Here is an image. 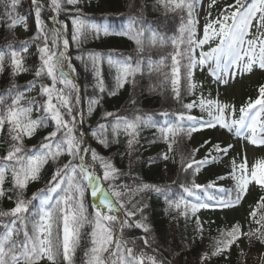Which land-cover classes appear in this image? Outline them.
Wrapping results in <instances>:
<instances>
[{
  "label": "snow or ice",
  "instance_id": "6c2138e0",
  "mask_svg": "<svg viewBox=\"0 0 264 264\" xmlns=\"http://www.w3.org/2000/svg\"><path fill=\"white\" fill-rule=\"evenodd\" d=\"M18 3L19 0H10L9 7L14 10ZM79 3L80 0H51L50 9L57 15L51 17L53 27L49 36V33L45 31L44 21L41 19L43 5L40 0H32L39 33L33 39L39 40L43 37V46L37 45L40 53V66L35 71V79L29 81L24 86L23 91L19 90L18 86L13 85L7 93L0 94V130H3L7 125L8 136L11 141L6 155L0 157V162H3L0 163V196L5 194L2 185L5 183L7 172H11L13 190L17 191L15 207L9 212H0V216L13 217L11 226L5 224V231L0 233V264H37L43 256L55 264L56 258L61 254V249L65 264H74L73 254L79 243L80 227L85 222H90L83 204L86 190H90L91 196L97 198L99 204L93 205L94 227L90 233L91 247L85 252L84 264H145V254L141 252L137 255L134 248L127 247L129 242L125 241L121 235H117L125 227L135 226L141 228L145 233L149 231L145 224L133 220L136 212L140 209L136 205H132V210H128L127 205L122 202L124 194L122 190L128 189V186L114 184L121 173L110 161L99 156L95 149L87 146L85 133L79 130L80 125L83 124V118L81 113L77 111L81 97L79 87L74 79L76 69L68 54L70 41L64 36L67 25L58 19V15L63 13L71 19V41L76 43L77 47L86 39V29L90 28L97 34L101 30L104 34H109L107 28L101 29L82 18L78 7ZM158 3L170 11L187 8L188 20L187 23H184L183 17L181 18L179 37H165L150 27L134 29L132 25L135 21L131 19L128 29L118 34L133 40L137 46V53L163 46L169 40L171 41L176 49L175 53L171 55V84L174 98L178 101L182 99L181 63L178 57L187 60V63L182 67L185 70L188 92H191L195 87L192 83L193 69L198 66L203 68L209 61L215 62V67L209 69L210 75L214 78L218 77L220 73L225 76L231 74L234 77L238 72H250L256 66L264 70V32L260 31L264 29V0H251V2L235 0L234 5L227 6V8L233 9L230 13L225 12L220 19L209 21L204 25L202 38L196 37V22L191 15L192 4H186L185 0H158ZM214 4L215 0H212V5ZM7 15L11 19L10 27H15L24 20V17L13 19L10 13ZM229 20L231 23H228ZM254 22L259 34L246 40L245 37L249 34ZM216 25L219 27L217 28ZM146 33L148 34L146 35ZM217 38L219 43L207 52L201 51L197 59L195 50ZM49 39H51V47L49 46ZM180 44L186 45L183 51L179 48ZM23 51H27V42ZM85 56L91 60L93 75L97 81L96 87L100 92H104L105 87L100 68L104 56L94 52H81L75 59L85 63ZM105 56L109 66L116 70L117 89L122 88L128 82L129 77L134 78L137 73H140L142 64L146 63L148 70L152 71L154 63H164L163 57L159 62H153L150 57L133 60L131 56H121V58L115 59L112 53L105 54ZM4 62L5 53L0 51V72L4 71ZM10 63L13 76L27 71L23 66L20 53L16 51L11 53ZM85 67H87L86 63ZM230 69L232 70L231 73ZM45 76L51 81L50 84L43 83ZM165 78L168 79L167 76ZM38 83L40 85V99L36 97L27 98L25 92L31 91ZM13 91H15L14 95ZM7 97H11V103H6ZM25 100L26 104L22 103ZM98 102L97 99L88 100L89 114ZM196 107H199L201 111L208 110V115L211 117L202 122L203 126L215 127L219 125L230 130L235 126L237 136L241 135V129L247 128L251 130L252 135L244 138L254 145H264V139H258L256 136L257 123L261 115L264 114V86L259 88L257 99L250 101L245 107H241L239 119H233L230 122L225 119V109L230 106L223 105L218 100L201 97L198 101L183 104V108L187 110ZM213 108L218 114H213ZM257 108L259 110L251 116V122L246 124L250 110ZM34 109L40 113L36 118L32 117ZM78 116L81 117L79 120L77 119ZM108 117H114V120L108 124L98 123L97 127L91 130V135L97 139L98 143L107 147L109 141L105 133L109 128L113 137L123 132L129 137L128 147L130 149L136 142L139 125L141 123L147 124L151 120V117L142 119L140 116L135 117L134 120H129L115 113L106 112L104 118L107 119ZM178 119L196 120L195 117L185 116L183 113L178 116ZM49 121L54 125L53 130L45 135L38 145L26 150L23 146L24 137H31L39 128L48 127ZM260 126L264 128V122H261ZM160 131L164 134L165 139H167L168 133L175 134L172 126L161 128ZM230 147L231 145L221 147L218 144L213 146L215 151L224 154H227ZM64 154L72 159L62 166H57L47 181L46 187L34 193L31 200L23 199V190L27 188L30 182L39 179L44 165L49 160L57 161ZM87 154L91 155L93 162H100V167L103 169L102 176H98L95 171L90 170L94 167V163H86L85 155ZM76 160H79V163H75ZM206 163H208L207 159L199 162L197 167ZM191 166V164L188 165L189 168ZM236 171H239L241 175L236 176ZM230 175L237 182L236 200H221L219 201L221 206H233L238 203L246 194L251 182H255L264 189V160L257 161L251 166L250 175L246 162L237 165L233 161V172ZM103 182H109L108 189L111 192L101 186ZM148 187L149 185H143L137 191H142ZM192 187L199 189L202 186L194 184ZM212 187V183L203 186L205 192ZM183 190L190 196L196 195L192 188L184 187ZM155 191L159 192L160 189L156 188ZM219 191L228 190L219 189ZM208 198L212 199L211 196ZM33 200H39V205L30 211L29 205L32 204ZM181 203L185 202L183 200L177 202L176 207L179 208ZM208 206L207 203H198L191 205V208L195 212L199 208ZM257 208L264 209V197L260 198ZM121 210H123L122 216L118 215ZM250 216L255 220L257 212H251ZM17 221H19V227H16ZM255 222L260 227L244 233V235L250 239L255 236L260 239L261 243H264V214L260 215L259 220H255ZM29 224L31 230H29ZM54 231L56 232L55 242L53 239ZM21 232H23V240L13 239L14 234L19 236ZM239 235V225L233 226L227 233V237L230 239L218 241L217 247L211 252V255L216 256L226 251L239 238ZM145 244H148L146 238ZM205 255L207 256V254ZM147 260L150 264H157V260L153 256H148Z\"/></svg>",
  "mask_w": 264,
  "mask_h": 264
},
{
  "label": "trees",
  "instance_id": "16d2710c",
  "mask_svg": "<svg viewBox=\"0 0 264 264\" xmlns=\"http://www.w3.org/2000/svg\"><path fill=\"white\" fill-rule=\"evenodd\" d=\"M109 1L117 2L120 8L118 16L105 15L103 12L104 3ZM247 2H249L247 0ZM43 5L41 9V19L44 21L45 31L51 34L53 23L51 17L57 15L51 11V0H40ZM185 3L192 4V19L196 11V0H185ZM235 3V2H234ZM10 0H0V51L5 53L4 71L0 72V94L8 92L13 85L18 86L19 90L23 91L24 86L35 79V71L40 66V53L37 45L43 46V37L39 40H34V37L39 35L36 20L35 8L32 5V0H19L15 9L9 7ZM215 4L212 5V10L215 9ZM67 7V6H66ZM80 8L82 18L89 21L90 24H95L103 29V24L106 23L109 34H104L101 30L97 34L92 29H86V39L77 47L76 43L71 41V19L65 14L58 15V19L64 21L67 25L65 38L69 39L70 47L68 54L70 55L71 63L76 69L75 83L79 87V94L82 103H88L89 99H97L99 102L94 106L91 112L93 123L84 126L83 129L96 128L98 123H106L114 120V117L104 118L106 112H112L119 116L126 117L129 120H134L135 117L140 116L142 119L151 117V120L145 124L141 123L137 129L138 135L136 142L132 148L128 147L129 137L121 132L118 136L113 137L111 130L105 133L109 143L107 147L98 143L93 136L91 140V148L95 149L99 156L110 161L115 168L119 170L121 175L114 181L115 185H127L128 189H123L122 202L132 210V205H136L140 211L136 212L134 221H140L145 224L149 231L145 233L141 228L125 227L121 235L125 241H128L127 247L134 248L137 255L141 252L145 254V264H150L147 260L148 256H153L157 260V264H201L202 257L207 258V264H241L240 243L238 240L232 243L231 246L219 255L212 256L211 252L217 247L218 241L226 240V227L235 226L230 222H225L219 215L221 205L219 201H228L237 196L236 184L228 191H219L220 181L217 178L218 166L213 159H207L208 163L200 164L195 161L193 154V143L191 134L195 131H204L212 129V127L203 126L202 122L209 120L208 110L201 111L199 107L193 108L194 117L196 120H179L178 116L183 113L185 115L186 109L183 104L198 101L199 98L204 97L212 99L210 95L204 93L201 89V83H198L197 94L192 96V91H187V81L185 79V70L182 65L187 63L186 59L178 57L181 63V91L182 99L179 101L174 98L171 84V55L175 53L176 49L169 40L163 46H157L146 50L143 53H137L136 44L127 36L118 33L128 29L129 20L135 21L132 25L134 29L148 28L155 30L157 33L165 36L179 37L180 26L183 22L187 23L188 10L187 8L176 11L166 10L158 0H80L78 5ZM18 19L24 17L26 27L27 39L22 41L18 37L20 23L15 27H10L11 19ZM231 23V20L228 21ZM148 33H146L147 35ZM109 35H117L124 40H128L132 45L131 48L120 47L118 49H105L104 44ZM27 42V51H23L24 45ZM49 46L51 47V39H49ZM186 47L180 44L181 51ZM16 51L22 57L23 66L27 71L20 72L13 76L11 70V53ZM94 52L104 56L100 63L101 74L104 82L105 91L100 92L96 87V79L92 71L91 60L85 56V63L75 59L79 54ZM112 53L113 58L119 59L121 56H131L133 60L150 57L153 62H159L164 58L163 64L154 63L152 71L148 70L147 64H142V71L137 73L135 77H129L128 82L122 88H116L115 76L116 70L110 67L107 63L105 54ZM168 77L166 79L165 77ZM43 83L50 84L51 81L45 76ZM258 88L264 86V78H258ZM115 94H111V93ZM15 91H13V95ZM259 95V92H258ZM257 95V97H258ZM27 98H32L30 91L25 92ZM251 93L243 94L242 104L244 107L250 102L257 99ZM40 99L39 96L36 97ZM6 103H11V97L6 98ZM26 104V100L22 101ZM239 106L235 107V111ZM214 110V108L212 109ZM79 112V110L77 109ZM214 114V111H212ZM40 113H32V117L36 118ZM261 122H264V114L259 118V133L264 135V128H261ZM172 126L175 131L177 150L173 152L170 159V174L172 181H167V173L165 172L163 161L151 155L156 154L164 144V134L160 131L161 128ZM54 125L49 121L48 127L39 128L31 137H24L23 146L27 149H32L34 145H38L42 138L52 131ZM195 129V130H193ZM81 130V127H79ZM78 134V133H77ZM36 142L34 144L33 142ZM115 141V142H113ZM11 141L8 136V128L5 125L3 130H0V157L6 155ZM33 154V153H29ZM86 160V159H85ZM233 161L238 165L241 162H246L240 156L231 158L230 164ZM201 162V161H200ZM3 163V162H0ZM86 163H94V168H97L98 174L102 176L103 170L100 168V162H93L91 155L89 161ZM64 164L61 157L57 161L49 160L47 164L41 169L40 177L36 181L28 184L27 188L23 190L22 198L31 200L34 193L40 189H44L47 181L50 179L52 173L57 166ZM192 166L189 168L188 165ZM96 170V169H95ZM100 171V172H99ZM200 175L201 188H193L195 175ZM241 173L238 171V176ZM38 183L42 187L38 189ZM109 182H103L105 189H108ZM209 183L213 187L204 191L203 186ZM143 185H149L148 188L142 191H137ZM184 187L192 188L196 195H188L184 192ZM5 194L0 196V212H9L15 207L17 202V191L13 190L11 172L6 173L5 183L2 185ZM160 189L159 192L155 189ZM111 192L110 189H108ZM233 194V195H232ZM211 196L212 199L208 197ZM261 195L259 197L260 201ZM115 200V198H112ZM183 200L179 208L176 203ZM258 201V202H259ZM198 203H207L206 208H199L193 212L191 205ZM83 204L86 205V216L88 221L80 227L79 243L73 254L74 264H84L85 252L91 247L90 233L94 227L93 214L91 207H88L86 196L83 197ZM39 205V200H33L29 205V210L32 211ZM252 212L251 205L248 207V213ZM123 215V210L119 213ZM11 216H0V233L5 231L4 225L11 226ZM203 221V222H202ZM17 221L16 227H19ZM202 226L204 228V237L202 236ZM29 230L31 225L29 224ZM250 229V228H248ZM246 231L249 232V230ZM56 232H53V239L55 242ZM145 238L148 244H145ZM13 239L23 240V232ZM134 242V243H132ZM61 254L56 258L55 264H65ZM207 254V256L205 255ZM107 255V254H105ZM115 259V257H113ZM37 264H44V256L37 262ZM49 264H53L49 261ZM264 264V262H263Z\"/></svg>",
  "mask_w": 264,
  "mask_h": 264
},
{
  "label": "rangeland",
  "instance_id": "374dc122",
  "mask_svg": "<svg viewBox=\"0 0 264 264\" xmlns=\"http://www.w3.org/2000/svg\"><path fill=\"white\" fill-rule=\"evenodd\" d=\"M251 2V0H248ZM235 0H217V4L215 9L212 10V0H196V11L194 14L195 31L196 37L202 38L204 25L209 21H215L221 18L222 14L225 12L230 13L233 9L227 8L228 5H234ZM120 8L117 2L109 1V3H104L103 12L105 15H114L118 16L120 14ZM170 11V10H169ZM24 21L21 22L18 37L20 40L24 41L27 39L26 35V27ZM107 24H103V28H107ZM218 28L219 26L216 25ZM260 31L264 32V29ZM259 33L257 32V28L255 26V22L253 26L249 30V34L245 37V39H252ZM219 43V39L210 40L207 44H205L202 48H197L195 50V55L197 59L199 58L200 52H207L210 48L215 47ZM104 44L105 49H118L120 47L131 48L132 45L128 40H124L122 37L117 35H109L106 38ZM62 46V41H61ZM215 67L214 61H209L203 68L199 66L193 69V77L192 83L195 87L192 90V96H196L198 90V83H201V89L205 94L210 95L213 100H218L223 105L230 106L225 109V119L226 121H231L233 119H239L240 117V109L244 107L242 104L243 94L251 93L254 98L257 97L259 88L257 85L258 78H264V70L260 69L258 66L254 67L252 71H240L234 77L229 74L225 76L223 73L216 78L210 75L209 69ZM230 69V73H231ZM224 81V82H221ZM60 86V85H58ZM62 87V86H60ZM39 83L33 88L30 92L33 97L39 96ZM236 106H239L237 112L234 110ZM79 112L83 118V124L80 125L81 131L85 133V140L87 142V146L91 147V130L83 129L84 126L91 125L93 123V119L90 117L91 113H88V103H80L78 107ZM256 110H250V115L248 120H246V124L251 122V116L255 115ZM193 110H187L185 112V116L194 117ZM214 114H218L216 109L214 108ZM35 109L33 113H35ZM81 117L78 116L79 120ZM259 122L257 123V131L256 136L258 139H264V135L260 136L259 133ZM251 130L245 128L241 129V135L237 136L235 132V126L233 129L222 128L219 125L212 127V129L204 130V131H195L191 134V140L193 143V154L196 162L204 161L205 159H213L216 161L218 166L217 178L220 181V189L230 190L236 184V181L231 178V173L233 172V164L229 163L231 158H237L242 156L246 164L248 166V173L250 175L251 166L257 161L264 160V145L252 144L248 142V140L244 137L251 136ZM36 144V142H33ZM176 138L173 133L167 134V139L164 138V144L159 149V151L155 154L154 152L151 155H155L163 161V165L165 168V172L167 173V181H172V176L170 174V159L173 152H176L177 145ZM220 145L221 147H226L231 145L227 154L223 152H217L214 150L213 146ZM166 157V158H165ZM64 164L67 163L70 159H72L67 154L61 156ZM90 154L85 155V159L89 161ZM85 160V161H86ZM106 160V159H105ZM75 163H79V160L74 161ZM101 168V167H100ZM96 169V170H95ZM102 169V168H101ZM96 172L98 176V169H90ZM103 170V169H102ZM100 172V171H99ZM238 176V171L235 173ZM221 177H223L221 179ZM201 176L195 175L194 184L201 185ZM86 183V182H84ZM103 188V183L101 185ZM42 187L41 183H38V189ZM198 190V189H196ZM224 192V191H223ZM226 192V191H225ZM86 201L88 207H91V213L94 215L93 205H98L99 201L97 198H93L90 194V190H86L85 194ZM99 195V194H98ZM233 195V194H232ZM264 197V189L258 186L255 182H251L248 185V189L246 194L242 199L239 200L238 203H235L233 206H221L220 207V216L221 219L225 222H230L234 225H239L240 235L237 239L240 243V255H241V264H263L264 262V243H261L260 239H257L255 236L251 239L244 235V233H248L246 229L250 231L256 230L260 227L259 224L255 222V220H259L260 215L264 214V209L257 208V204L259 201V197ZM232 201H235L236 198L232 196ZM251 205L252 212L256 211L257 216L255 220L250 213H248V207ZM86 206V205H84ZM105 211L104 209H101ZM119 215V213H118ZM203 222V221H202ZM233 228L226 227L225 235L226 239H230L227 237V233ZM202 236L204 237V228L202 226ZM235 240L233 243H235ZM44 264H49V260L46 256H44ZM201 264H207V258L203 256L201 260Z\"/></svg>",
  "mask_w": 264,
  "mask_h": 264
}]
</instances>
